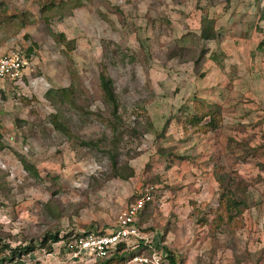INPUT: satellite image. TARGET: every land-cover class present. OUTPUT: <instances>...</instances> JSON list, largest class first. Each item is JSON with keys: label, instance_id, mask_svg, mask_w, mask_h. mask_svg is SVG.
Here are the masks:
<instances>
[{"label": "rangeland", "instance_id": "1", "mask_svg": "<svg viewBox=\"0 0 264 264\" xmlns=\"http://www.w3.org/2000/svg\"><path fill=\"white\" fill-rule=\"evenodd\" d=\"M59 1L0 0L7 7L0 11V20L15 12L20 17L17 27L14 23L9 29L12 41L0 56L11 49L25 54L33 50L22 78L16 83L5 81L0 89L1 243L11 249L34 245L30 254L21 257L27 264H96L90 256H72L75 240L54 244L45 236L109 232L118 214L147 184L153 188V203L146 212L154 221L142 230L149 240L147 250L135 256L147 258L154 248L164 264H170L167 251L177 264H264L261 206L245 215L240 230H210L216 191L207 188L202 194L204 187L199 186L200 203L191 196L186 160L199 137L182 133L175 121L162 140L143 131L153 122L159 132L169 117L197 96L221 104L226 117L221 131L196 142L208 152L205 157L221 155L227 136L239 140L248 134L251 139L256 128L250 126L264 115L260 102V98L264 102V21L258 19L264 4L255 0ZM203 15L214 19L218 32L214 41L199 40ZM183 43L185 62L173 55ZM204 46L209 51L195 66ZM101 72L114 82L126 132L118 159L135 172L128 180L111 177L106 154L111 148L110 109L103 102ZM71 86L80 110L59 102L57 110L45 98L49 89ZM59 111L71 138L50 123V116ZM245 113L248 118L241 119ZM134 123L140 125L141 135L130 138L128 129ZM80 140L96 144L82 146ZM19 157L32 167L30 174ZM253 166L248 165L250 179L257 174ZM251 186L253 206L261 202L264 191ZM180 204L186 207L177 208ZM182 210L186 213L181 217ZM196 224L205 228L192 230ZM130 252L128 248L125 254Z\"/></svg>", "mask_w": 264, "mask_h": 264}, {"label": "trees", "instance_id": "2", "mask_svg": "<svg viewBox=\"0 0 264 264\" xmlns=\"http://www.w3.org/2000/svg\"><path fill=\"white\" fill-rule=\"evenodd\" d=\"M62 1L63 0H60L59 3L62 4ZM72 1L79 2V0H68V3ZM255 2H262L264 4V0H255ZM1 5L2 3H0V7H2ZM42 10H44V7L42 8ZM19 18L20 17H18L17 14H6V18L0 20V32L2 31V38H4L5 36L7 38H10L7 36L9 29L12 28V25L14 23L17 27V22L15 20H18ZM258 19L260 22L264 21V9L260 10ZM20 25L22 28L23 23L21 22ZM217 36L218 32L215 28L214 19H210L206 15H203L200 20L199 40L202 43L210 42L216 40ZM32 51V49H28L26 51V56L28 57L32 53ZM185 51H187V49L183 43V45L179 46L178 48H175L173 55L177 56V58L181 57V61L185 62L187 60L182 57L184 56ZM208 51L209 48H207L206 46L200 48L198 56L193 62L195 66L199 65V63L206 56ZM99 85L103 94V102L110 109V119L107 121V123L110 129V140L108 141V143L111 145V148L106 150V154L110 161L111 177L119 178L121 180H128L134 176L135 172L134 169L129 166L126 162H122L118 159V146L122 141L123 135L126 132L123 128L122 119L119 114V102L115 93L114 82L104 72H101L99 74ZM45 98L49 101L52 106H55L57 110H59V107H57L56 104L58 102L61 105H70L71 108L80 110V108L75 103L74 90L72 89V86L60 89H49L45 93ZM190 102L191 106L184 104L179 108L178 113L176 115L169 117L165 121V124L162 126L159 132L156 131V129L153 127V124H151L150 122H148V128L144 129L143 131H152L153 133H155L156 138L158 140H162L172 121L178 123L183 129L184 133H187L188 131L192 130L193 133L203 135L210 132H215L216 130L221 128V124L223 123V117L222 108L219 105H207L202 100L196 97H193ZM50 123L52 124L55 131L65 136L67 139L73 137L70 129L66 125L65 121L62 119L60 111L59 113L52 114L50 116ZM139 127V124L134 123V126L128 129V136L130 138H136L141 135V132L138 129ZM261 140L263 141L264 137ZM79 143L82 146L87 147H92L96 144L92 140L87 142L80 140ZM232 144L235 145L237 148L244 147L242 149L243 154L239 157V159H243V161H245V159L249 156L255 157L254 155L257 153V151H264V142L260 143V146L252 150L250 147H248V145L236 142L234 138L229 137L228 145L231 146ZM159 153L162 154L163 149H160ZM184 158L185 157L180 156V159ZM20 162L21 164H23V168L25 169V171L30 174L32 172L31 170H33L32 167L28 165V163L23 158H20ZM258 167L261 171H264V164L258 163ZM33 176L35 178L38 177L35 171L33 173ZM214 178L216 183L218 184V203L217 206L215 208H212L211 210L213 213V217L211 220L208 221L210 230H240L244 224V214L249 211L251 207V202L249 199V187L251 186V183H258V181H261V178L257 177L254 178V180L248 182L242 177H240L236 171H226L220 166H217L215 168ZM143 187L152 188L147 184ZM151 194L153 195V193ZM85 234L86 233L68 234L62 238H59V233H57L53 236L45 237L46 240L49 239L54 244L63 241V239L67 240L66 244H68L72 240H78ZM45 241L42 242V244L45 245ZM44 245L41 246L44 247ZM140 246L142 245H138L137 247H135L127 243H120L107 258L99 260L96 264H124L131 260L132 257H135V255H139L140 250H147L148 246H143L144 248ZM128 248L131 249V252L125 254V251H127ZM47 249L48 253H50L52 251V246L49 245ZM136 249L138 250L135 251ZM33 250L34 245L25 247L19 246L11 249L8 245L2 244L0 238V264L3 262H8L12 264H27L21 257L23 255L30 254ZM6 251H8V254L4 255ZM166 258L168 259L170 264H177L174 256L169 251L166 252Z\"/></svg>", "mask_w": 264, "mask_h": 264}, {"label": "crops", "instance_id": "3", "mask_svg": "<svg viewBox=\"0 0 264 264\" xmlns=\"http://www.w3.org/2000/svg\"><path fill=\"white\" fill-rule=\"evenodd\" d=\"M6 9H7L6 6L5 7L4 6L0 7V11H5ZM15 14H17V12H15ZM11 15H14V14H11ZM4 18H6V15L4 16ZM15 21L17 22V19ZM1 32H0V53L5 52L6 49H7L6 47H9L8 46L9 42L12 41L11 40L12 38L7 39L6 36L4 38H2L3 35H1ZM18 33L19 32L16 33V38L20 34V33L19 34ZM12 44H13V42H12ZM4 87H5V85H3V82H1L0 83V89H4ZM248 88H250V87H248ZM195 97L200 99V100H202L207 105H214L215 104V105H219L221 107V104H217L216 102L210 103L207 100H204V99L199 98L197 96H195ZM260 102H261L262 105L264 104V102H263V100H261V98H260ZM222 112H223V109H222ZM222 117H223V121H224V118H226V117H224V114L222 115ZM246 118H248V114H246V113L243 114V116H241V119H246ZM151 122H152V120H151ZM171 123H170V125H171ZM152 124H153V122H152ZM153 127L155 128L154 124H153ZM250 127L254 128V129L256 128L254 130V132H252L253 136L251 137V139L247 138L248 134L240 135L241 138L239 140L234 138V137H232V138H234L236 140V142H239V143L244 144V145H248V147H250L252 150H254L258 146H260V143L264 142V140L263 141L261 140L264 137V115H261L260 117H258L256 119L255 123H253V125L250 126ZM220 129H218V130H220ZM246 130L247 129H246L245 126L241 127V131L243 133L247 132ZM167 131H168V129H167ZM181 131H182V133H184L182 128H181ZM189 132H191L192 135H195V136L199 137V138H195V140H194L195 142L194 141L192 142V147L190 149V157L187 158V160H186L187 161L186 162V166H188L187 171H186L187 177H190V179H191V192H192L191 196L193 198L196 196L195 199H197L196 200L197 203L198 202L200 203V202L203 201L202 197L200 196L201 194L197 193L199 186L204 187L203 190H202L203 191L202 194H204V192L206 193L207 188H211L212 189L211 191H213V192L216 191L215 195L218 198V184L216 183L215 178H214V171H215V168L217 166H220L224 170H227L232 165H234V167H232L233 169H231V170L236 171L239 174L240 177H242L244 180H246L248 182L254 180V178L260 177L261 181H258L257 184H255V185H253L251 187L256 186L257 190H260V188H262L263 191H264V171H261L259 169V167H258V163L264 164V151L263 150L257 151V153L254 155L255 157L249 156V157H247L245 159V161H243V159H239V157L243 154L242 153V149L244 147L237 148V147L229 146L227 144V141H228L227 140V141H225L224 148H223V151H222L221 155H219V152H218V155H217L216 159H213V158H210V157L208 158V157H205L206 154H208V152H205V150L204 151L201 150L200 146L198 144H196V142L204 141L202 138H205L206 136H209L208 135L209 133L202 135V134H198V133H193L192 130H190ZM210 133H212V132H210ZM192 137H194V136H192ZM229 137H231V136H227L226 139H228ZM201 151H203L202 155L200 154ZM214 155H215V153H214ZM249 163H253L254 164L253 169H256V171H257L256 172L257 174L252 179L249 178L250 177L249 173H251V170L248 168ZM241 172H244V174L241 173ZM251 184H253V183H251ZM194 193H195V195H194ZM252 197H250V195H249V199H250L251 203H252V199H251ZM260 198H261V202H259V203L255 202V204L253 206L251 205L252 207H250L249 211H247L244 214V217H245V215H248L250 210H252L255 207H258V206L260 207L261 206L262 209H264V194H263V196L261 195ZM206 202H208V200ZM181 203H185V202H181ZM187 204H188V202H187ZM182 206L183 205L180 204V206H178L177 208L184 209L186 207V206L185 207H182ZM146 208L139 215L138 220H137V226L141 229V231L143 229H145L146 227H148L152 223V221H154V216L150 217L149 213L147 214V212H146ZM154 211L156 212V209ZM182 211H183L182 214L180 213L181 217H182V215H184L186 213V210H182ZM262 213L264 214V210H262ZM177 218L178 217H176V220H177ZM182 222L184 223L183 220L178 222V226H180V225L182 226L183 225ZM191 223H192V220H191ZM192 226H194V225L192 224ZM204 228L203 227L201 228V226L199 224H196L195 228L192 227V230H202ZM180 230H183V229L181 228ZM109 232L108 231L105 232V233L101 232L99 234H103L104 235V234H108Z\"/></svg>", "mask_w": 264, "mask_h": 264}, {"label": "built area", "instance_id": "4", "mask_svg": "<svg viewBox=\"0 0 264 264\" xmlns=\"http://www.w3.org/2000/svg\"><path fill=\"white\" fill-rule=\"evenodd\" d=\"M29 64V59L22 50L11 49L0 56V83L19 81ZM152 188L142 187L136 198L117 216L115 224L108 234L87 232L83 237L75 240L70 248L72 256H90L95 260L107 258L120 243H127L137 247L140 244L148 246V238L137 226L139 215L145 207L153 202ZM151 249V247H149ZM147 258L135 256L124 264H164L162 255L154 248ZM96 262V261H95ZM1 264H12L3 262Z\"/></svg>", "mask_w": 264, "mask_h": 264}]
</instances>
